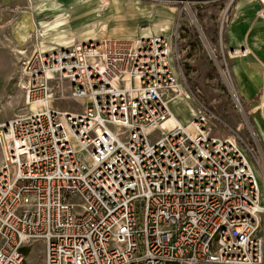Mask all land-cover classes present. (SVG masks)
Instances as JSON below:
<instances>
[{"label": "built area", "instance_id": "1", "mask_svg": "<svg viewBox=\"0 0 264 264\" xmlns=\"http://www.w3.org/2000/svg\"><path fill=\"white\" fill-rule=\"evenodd\" d=\"M24 71L39 108L0 122V264L37 240L44 264H264L263 148L261 191L253 148L208 108L166 123L182 92L167 37L36 48Z\"/></svg>", "mask_w": 264, "mask_h": 264}, {"label": "rangeland", "instance_id": "2", "mask_svg": "<svg viewBox=\"0 0 264 264\" xmlns=\"http://www.w3.org/2000/svg\"><path fill=\"white\" fill-rule=\"evenodd\" d=\"M78 1L80 0H0V122L39 108L38 103L37 107L31 106L33 100L27 98V75L24 71V61L34 49L39 48V44H45L42 47L46 49L57 45L98 42L105 38H138L128 37L137 24L134 17L126 15L124 6L114 11L112 16L109 15L111 18H107L108 28L105 32L100 33L97 29L87 31L89 11L86 7H80ZM110 1H99L104 11H107ZM121 1L123 3L130 0ZM135 1L152 4L155 10H170L175 15L172 29L168 35H163L169 40L174 62L181 72L182 92L169 104L172 114L182 123H187L201 114L204 108H208L214 114L211 122L218 127L220 136L233 135L223 122L238 130L247 146L253 148L254 154H250L246 146L243 150L252 162L262 191L256 160L258 150L262 147L264 151V121L258 110L250 113L240 100L249 117L248 122L253 126L248 128L234 99L236 93L232 91L223 74V71L228 70L233 83L230 71L232 57L225 31L227 25L238 17L235 0ZM24 15L30 16L32 27L26 36L21 37L15 34L14 27ZM118 15L125 22L122 35L119 33L122 28L114 20ZM176 27L178 31L175 39ZM58 31L66 34L63 38L66 42L56 36ZM19 50L23 53L20 54ZM61 102L54 107L68 109L74 104L71 100ZM253 108L257 106L254 105ZM255 120L260 122L256 127ZM159 134L160 131L154 132L155 136ZM25 252L22 264H44L42 241L33 242L25 248Z\"/></svg>", "mask_w": 264, "mask_h": 264}, {"label": "crops", "instance_id": "3", "mask_svg": "<svg viewBox=\"0 0 264 264\" xmlns=\"http://www.w3.org/2000/svg\"><path fill=\"white\" fill-rule=\"evenodd\" d=\"M235 4L238 17L227 25L225 39L230 45V71L235 92L251 113L258 110L253 108L254 105L264 103V0H235ZM123 6L127 10L126 15L134 17L137 24L128 37L168 35L172 29L175 15L170 10H155L152 4L135 0L123 3L119 0L115 9ZM122 18L119 15L114 17L118 27L122 28L120 35L124 32ZM237 48L245 49V52L234 55ZM261 119L264 121L262 116ZM257 121L255 127L260 123Z\"/></svg>", "mask_w": 264, "mask_h": 264}, {"label": "bare ground", "instance_id": "4", "mask_svg": "<svg viewBox=\"0 0 264 264\" xmlns=\"http://www.w3.org/2000/svg\"><path fill=\"white\" fill-rule=\"evenodd\" d=\"M99 1L100 0H80V1H78L80 3V7H82V8L86 7L89 11L88 15H87V23H86L88 25L87 31L97 29L100 33L105 32L106 29L108 28L107 18L109 17V15L112 14V12L114 10H116L115 7L119 3V0H111L109 5H108L107 11H104L103 7ZM107 4H108V2H107ZM30 27H32V21L30 19V16L24 15L18 21V23L16 24V27H14L15 34L17 36L24 37L28 34ZM56 36L59 38V40H62L63 42L67 41V40L63 39L64 37H66V34L63 33V31H58L56 33ZM89 39H92V38H89ZM42 46H46V45L43 44ZM42 46L39 44V48H43ZM18 52L20 54L23 53L22 50H19ZM242 52H245V49H236L233 53L235 55V54H239ZM237 97L238 96L236 94H234V99L238 104V101L236 100ZM63 100H69V99H67V98L56 99V103H59L60 101H63ZM31 106L37 107V103L32 102ZM36 110H38V108H36ZM175 120H176V117L173 115L172 118H170L166 123L167 124L172 123ZM217 133H218V129L216 130L215 134H217ZM263 133H264V129H263Z\"/></svg>", "mask_w": 264, "mask_h": 264}, {"label": "trees", "instance_id": "5", "mask_svg": "<svg viewBox=\"0 0 264 264\" xmlns=\"http://www.w3.org/2000/svg\"><path fill=\"white\" fill-rule=\"evenodd\" d=\"M23 252H24V254H26V252H25V249H24V251H23Z\"/></svg>", "mask_w": 264, "mask_h": 264}]
</instances>
